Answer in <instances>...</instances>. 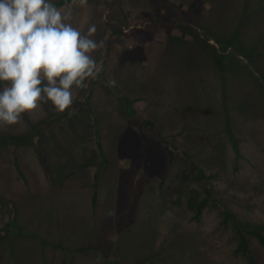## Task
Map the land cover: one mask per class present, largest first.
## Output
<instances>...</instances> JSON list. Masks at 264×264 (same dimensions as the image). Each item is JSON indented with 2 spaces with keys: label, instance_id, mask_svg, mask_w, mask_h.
I'll use <instances>...</instances> for the list:
<instances>
[{
  "label": "rangeland",
  "instance_id": "rangeland-1",
  "mask_svg": "<svg viewBox=\"0 0 264 264\" xmlns=\"http://www.w3.org/2000/svg\"><path fill=\"white\" fill-rule=\"evenodd\" d=\"M61 1L96 28L97 76L63 113L0 127L36 134L0 140V264H249L220 206L264 223V0ZM193 167L212 192L199 221L171 201Z\"/></svg>",
  "mask_w": 264,
  "mask_h": 264
},
{
  "label": "clouds",
  "instance_id": "clouds-1",
  "mask_svg": "<svg viewBox=\"0 0 264 264\" xmlns=\"http://www.w3.org/2000/svg\"><path fill=\"white\" fill-rule=\"evenodd\" d=\"M68 19L53 0H0V127L18 124L42 102L63 113L73 89L96 78V28L84 34Z\"/></svg>",
  "mask_w": 264,
  "mask_h": 264
},
{
  "label": "trees",
  "instance_id": "trees-1",
  "mask_svg": "<svg viewBox=\"0 0 264 264\" xmlns=\"http://www.w3.org/2000/svg\"><path fill=\"white\" fill-rule=\"evenodd\" d=\"M62 4H64V1L55 3L57 7ZM170 6L175 5L170 4ZM223 43L225 48L232 47L239 55L248 57H255L257 55L254 48L243 46L236 38L225 40ZM44 104L47 110H50L52 106L51 103L44 102ZM135 127L138 130H141L136 123ZM35 136L36 134L33 133L32 130L22 134H11L0 131V140L2 142L14 143L23 148L35 146ZM97 146L100 150L102 149L100 138H97ZM41 160L46 164V157H41ZM192 170L193 171H191L190 175L185 171L180 175L178 183L171 191V201L176 204H181L182 201L185 202L188 208L193 212V218L199 221L212 196V192L207 190V196L201 199L198 194L196 195L198 191L191 188V181H203L206 176L203 171H198L197 167H193ZM2 201L6 202L8 200L3 198ZM220 208L224 215L223 222L232 228L235 238L238 241L236 251L245 256L248 259L249 264H260L254 255L251 238H255L264 247V223L244 222L237 217L236 213L228 205L224 203H221Z\"/></svg>",
  "mask_w": 264,
  "mask_h": 264
}]
</instances>
